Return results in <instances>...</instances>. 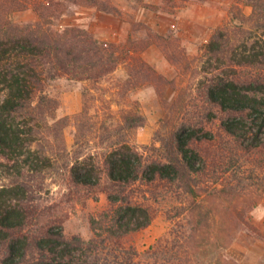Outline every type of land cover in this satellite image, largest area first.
Wrapping results in <instances>:
<instances>
[{
  "label": "trees",
  "instance_id": "obj_1",
  "mask_svg": "<svg viewBox=\"0 0 264 264\" xmlns=\"http://www.w3.org/2000/svg\"><path fill=\"white\" fill-rule=\"evenodd\" d=\"M185 1L163 0L170 12ZM68 4L121 13L111 0H0V156L9 162L2 163L3 170L13 176L0 184V264H243L227 249L248 228V211L264 205V173L259 172H264V0H236L193 57L171 34L148 32L120 46L84 28L57 29L55 21ZM243 5L252 7L249 15ZM28 8L38 16L35 23L13 21V13ZM152 43L163 48L182 80L190 74L186 85L166 79L140 56ZM119 63L128 77L119 85L121 97L104 100L110 111L118 105L108 122L90 112L92 88L101 90L96 85ZM244 68L251 70L245 77ZM49 71L89 83L82 90V110L72 116V149L63 133L66 119L48 121L58 107L43 90ZM147 81L161 96L165 85L177 91L156 131L160 145L150 146L154 158L135 142L146 116L137 104L123 103L130 89ZM195 88L205 101L196 117L190 114ZM206 143L214 148H205ZM225 174L231 175L224 180ZM46 175L75 187L105 185L110 206L103 214L111 222L91 218L89 239L66 237L60 225L26 233L31 192L26 178ZM140 184L155 200L172 193L179 218L142 253L121 241L153 218L150 204L134 197Z\"/></svg>",
  "mask_w": 264,
  "mask_h": 264
},
{
  "label": "rangeland",
  "instance_id": "obj_2",
  "mask_svg": "<svg viewBox=\"0 0 264 264\" xmlns=\"http://www.w3.org/2000/svg\"><path fill=\"white\" fill-rule=\"evenodd\" d=\"M197 1L198 0H187ZM178 3V7L170 12L167 10L165 4H163V11L174 14L173 21L175 27H165L163 33L160 34H171L176 42L179 43L180 47L185 50V53L190 56H196L201 51V46L205 44L215 29L210 31L211 27L201 28L199 26L194 27L196 32H199L202 39L194 42L187 43L184 41L183 36L179 34V30H182L178 23L180 20H176L177 12L181 10L182 6L187 2ZM213 4L221 5L226 10V15L222 19V22L228 18L229 8L236 2V0H212ZM141 4V3H140ZM153 5V4H152ZM72 6V7H71ZM74 8H79L75 5L68 4L66 12L59 19L55 21L57 29H63L66 26H73L84 28L91 32L95 38L99 39L92 32L101 33L105 37L111 39H104L102 41H111L124 46L129 40H140L147 36L148 32H157L153 27L148 25L149 28L144 27V22L135 21L134 17L124 16L123 13H119L124 18L125 22L121 25L116 26L115 30L108 31L107 28H98L92 23L93 20L88 16L86 20L82 22L78 21L76 11ZM242 9L246 15L252 12L250 5H243ZM154 13L152 9H146V12L142 13ZM108 14V13H107ZM103 15L102 22L107 23V15ZM153 15V14H152ZM18 11L12 14V19L17 23H35V22H22L19 20ZM150 18V17H149ZM38 20V19H37ZM177 21V22H176ZM170 23V22H168ZM114 32L116 34H114ZM210 35V36H209ZM206 39V41H204ZM140 56L146 61V58L157 59L160 58L161 63H165L167 68H161L165 70L161 72L154 65L149 64L155 68V70L163 75L166 79H176V83L179 85H186L188 83L187 77L182 80L181 75H177V68L165 57L163 48L155 43L150 44L144 50L140 52ZM146 57V58H145ZM147 62V61H146ZM159 66V65H158ZM242 76H248L251 73L249 69H242ZM249 70V71H248ZM43 90L49 97L56 100L58 107L52 112V117L48 118L50 123H54L59 119H66L67 124L63 128V133L66 139V145L68 149H72L76 126L72 122V116L79 113L83 108V87L89 85L85 80L71 79L67 75L57 74L54 71H49L44 76ZM128 74L124 69L122 63H119L113 71L106 75L96 86H100L101 90L92 88V95L95 99L90 101L91 114L96 117L99 115L100 118L106 119L108 122L112 121L108 116H115V110L118 109L117 104H113L110 111L106 108L105 101L113 99L114 97H121L117 94L119 85L122 84ZM159 85V84H158ZM163 88V87H162ZM194 102L192 104L191 116H198L200 107L204 104V96L198 89H194ZM177 95V91L172 85H165L163 89V95L157 91V85L152 81H147L134 89H130L127 95L123 99V103H134L137 104L140 111L146 116V124L141 134L136 139V145L139 150L142 151L146 157H156V152L153 151L150 146L156 144L159 146L160 143L156 141V131L159 127L160 121L167 111L168 106L172 103ZM121 99V98H120ZM103 100V101H102ZM102 101V102H101ZM203 119V118H202ZM209 126L216 129V124H210ZM226 139V138H225ZM225 139H221V142L225 143ZM226 145V143H225ZM147 146V147H145ZM205 148L213 149L214 146L206 143ZM2 163H9L6 158L0 156V184H8L12 181L13 176L8 175L4 170ZM249 165L251 163H248ZM264 173L263 171H259ZM224 174V173H222ZM221 174V175H222ZM231 174H225L223 179H227ZM26 182L30 187V199L26 204L28 211V221L24 228V231L29 234L38 235L43 233L49 226L60 225L63 228V232L66 237L74 235L81 236L84 239H89L93 236V230L91 228L90 220L95 218L97 221L104 220L105 224L111 222V218L105 217L104 211L109 206L108 194L105 190V185L100 187H75L72 186L71 181L63 180L59 176H48L45 177H32L26 178ZM144 189V190H142ZM145 185H138L135 188L136 196L138 200L144 201V203L150 204L151 211L154 214L151 222L138 230H132L122 237V242L125 246L133 245L139 252H144L154 246L160 238H163L167 233L174 227L175 222L179 221L178 217H175L177 210L172 207L173 204L177 203L176 200L172 199L173 194L170 193L167 196L161 195L158 200L147 191ZM146 190V191H145ZM164 188H161L160 194ZM146 193V195H145ZM146 198H144V196ZM165 195V194H164ZM247 229L242 230L238 235V238L228 247L227 251L230 255L238 258L243 264H264V205L259 203L256 207L252 208L247 213ZM103 221V222H104ZM108 225V224H107ZM106 225V226H107ZM103 228H106L105 226ZM99 228V230H103ZM3 256V250L0 249V259ZM83 264V261L79 262Z\"/></svg>",
  "mask_w": 264,
  "mask_h": 264
},
{
  "label": "crops",
  "instance_id": "obj_3",
  "mask_svg": "<svg viewBox=\"0 0 264 264\" xmlns=\"http://www.w3.org/2000/svg\"><path fill=\"white\" fill-rule=\"evenodd\" d=\"M111 2L121 11V13H123L124 16L132 15L135 21L144 22L145 24L153 27L159 33H163L165 27H175V22L172 19L174 14L165 12L162 9L164 4L163 0H143L144 3L153 4L159 7L157 10H152L154 13H151V15L149 12L145 14L142 13L146 12V9L148 8L142 6V4L136 2L135 0H111ZM77 7L79 8H74L77 14L76 19L83 24V21L86 20L88 16H90V18L93 20L92 23L97 27V29L106 27L108 31H114L117 25L119 27L122 22H125V19H122V17L118 14L105 13L107 15L108 21L107 23H104L101 21L103 18L101 13L103 12H100L94 8H85L80 6ZM18 14L20 17L19 20L22 22H35L38 19L36 12L31 8L18 11ZM225 15L226 10L224 7L222 8L221 5L213 4L212 0H207L205 2L187 1L182 6L181 10L177 12L176 17V20H180L181 22L178 23V25L182 29L179 30V34L183 36V43H185L187 46V43L189 42L202 39V36L199 32L195 31L194 27L199 26L201 28L204 27L207 29L211 27L209 30L212 31L222 23V19L225 17ZM92 32L99 39H111L93 30ZM114 34L116 33L114 32ZM204 41H206V39H204ZM146 61L154 65L157 69H160L161 72L165 71L163 69L161 70V68H167L165 63H161L160 58H158V60L146 58Z\"/></svg>",
  "mask_w": 264,
  "mask_h": 264
}]
</instances>
